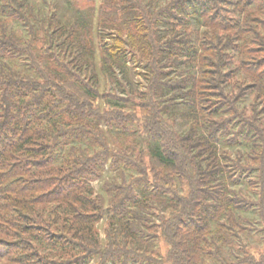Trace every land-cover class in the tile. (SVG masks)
Returning a JSON list of instances; mask_svg holds the SVG:
<instances>
[{"label": "trees", "instance_id": "1", "mask_svg": "<svg viewBox=\"0 0 264 264\" xmlns=\"http://www.w3.org/2000/svg\"><path fill=\"white\" fill-rule=\"evenodd\" d=\"M65 1L0 0V264H264V0Z\"/></svg>", "mask_w": 264, "mask_h": 264}, {"label": "rangeland", "instance_id": "2", "mask_svg": "<svg viewBox=\"0 0 264 264\" xmlns=\"http://www.w3.org/2000/svg\"><path fill=\"white\" fill-rule=\"evenodd\" d=\"M35 1L37 4H40V6L42 8H44V10L46 12H49L51 13V11H53L55 9V5L54 3H59V8L62 9L63 8V11L66 10L65 12L67 14H69L70 16L72 17H75L74 15V12L73 11V8L70 9V10H67V9H64L65 6H66V1L65 0H49V3H47V6H45L44 4V0H33ZM72 2V5L74 4L79 10H82V12H86V14H89V11H90V8L92 6H98L99 5V2L100 0H71ZM73 5V6H74ZM74 10L77 11L76 8H74ZM233 9L232 8H228L225 12L226 14H228L229 16H234V13L235 12H231ZM65 14V13H64ZM236 14V13H235ZM66 15V14H65ZM72 21H75L76 18H70ZM88 20V24H89V21L93 20V18H86ZM94 23L97 22V18H94ZM11 24H13V21H11ZM94 27V26H93ZM23 29H18V32H22ZM85 32L87 30H90L92 32V30L89 28V27H86V29H84ZM24 31V30H23ZM84 32V33H85ZM41 34H43L42 32H40ZM96 33V32H95ZM95 33L92 34V36H95ZM96 56H98V60H100V52L99 51H96ZM97 65L100 67V63H97ZM98 67V69H99ZM132 77L134 79V83L136 85H140L142 86V88L144 87L143 85L146 83L145 82V79H144V76H141V75H136L134 72H132ZM99 90L101 92H104L105 90H108V89H111V85L109 84V81L106 80L103 76H101L100 78V85H99ZM181 122H182V119H180ZM180 127V126H179ZM109 174V172L107 173V175ZM101 184L102 182L99 180V181H95L94 182V185L96 186V188H100L101 187ZM108 228V225H107V222L106 220H103L100 224H99V229H100V233H101V236L104 238L105 237V232H106V229ZM254 239H258L257 237H255ZM160 246L163 250V253L164 251L166 250L167 246L165 244V242L161 241L160 242ZM261 250H264V245H262L261 247ZM259 248V249H260Z\"/></svg>", "mask_w": 264, "mask_h": 264}]
</instances>
